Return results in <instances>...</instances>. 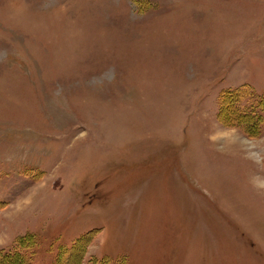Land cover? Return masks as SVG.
<instances>
[{
	"label": "rangeland",
	"instance_id": "374dc122",
	"mask_svg": "<svg viewBox=\"0 0 264 264\" xmlns=\"http://www.w3.org/2000/svg\"><path fill=\"white\" fill-rule=\"evenodd\" d=\"M247 92L264 142V0H0V251L264 264V167L208 140Z\"/></svg>",
	"mask_w": 264,
	"mask_h": 264
},
{
	"label": "trees",
	"instance_id": "16d2710c",
	"mask_svg": "<svg viewBox=\"0 0 264 264\" xmlns=\"http://www.w3.org/2000/svg\"><path fill=\"white\" fill-rule=\"evenodd\" d=\"M248 89L247 87H243L241 89L231 90L232 92L227 91L230 96H233L232 99L237 98V96H243ZM248 94V92H247ZM229 96V95H228ZM249 98L252 100V104L250 105L249 113L246 112H238L233 118H231L230 125L232 127L238 128L243 134L247 136H251L257 138L261 134V125H262V116L260 112L258 113V106L260 109L263 105V99L259 97H254L252 94H248ZM234 105V103H233ZM253 105V106H252ZM222 112V110H221ZM220 112V115H221ZM219 115V116H220ZM230 118V116H229ZM253 131V132H251ZM252 133L254 135H252ZM33 236H24L21 238H17L14 243V246L11 250L3 252L0 251V264H33V258L31 255H28L27 252L30 251L33 247L36 246V242L34 241ZM82 243V242H81ZM80 244V243H78ZM56 264H59L56 262ZM91 264H98L96 262H91ZM100 264H110L108 260L101 261Z\"/></svg>",
	"mask_w": 264,
	"mask_h": 264
},
{
	"label": "clouds",
	"instance_id": "9594fccd",
	"mask_svg": "<svg viewBox=\"0 0 264 264\" xmlns=\"http://www.w3.org/2000/svg\"><path fill=\"white\" fill-rule=\"evenodd\" d=\"M208 140L217 152L225 154L239 151L244 154L245 159L264 167V142L256 141L254 137L242 136L235 127L218 129L209 134ZM250 183L257 195L264 196V175H253Z\"/></svg>",
	"mask_w": 264,
	"mask_h": 264
}]
</instances>
